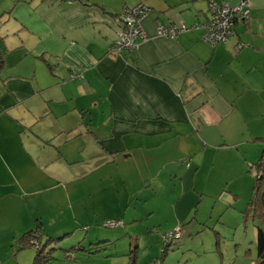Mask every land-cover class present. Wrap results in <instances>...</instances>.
I'll return each instance as SVG.
<instances>
[{"label":"crops","instance_id":"1","mask_svg":"<svg viewBox=\"0 0 264 264\" xmlns=\"http://www.w3.org/2000/svg\"><path fill=\"white\" fill-rule=\"evenodd\" d=\"M108 1L0 0V264L22 258L34 229L70 236L73 207L88 243L105 231L87 222L155 218L163 228L167 210L187 236L201 195L234 210L244 187L251 214L264 152V0H250L235 36L214 46L201 30L159 29L192 28L208 21L211 1L242 0ZM125 5L150 8L146 39L117 56L109 48ZM118 230L109 248L120 245L113 254L128 264L134 244Z\"/></svg>","mask_w":264,"mask_h":264},{"label":"rangeland","instance_id":"2","mask_svg":"<svg viewBox=\"0 0 264 264\" xmlns=\"http://www.w3.org/2000/svg\"><path fill=\"white\" fill-rule=\"evenodd\" d=\"M7 1L10 2V0ZM19 1L31 2L32 0ZM107 1L108 0H106V2ZM92 2H101V0H92ZM112 4L115 5L114 2H110L109 6L111 7ZM262 13H264V11H260V14ZM262 16L264 17V14ZM259 26H262L260 22ZM210 174L211 170L206 171L205 185L208 184ZM197 185L200 188V184L198 183ZM228 185L230 184L224 185L222 189ZM219 187L220 185L217 187V190H220ZM228 187H231V185ZM247 194L244 187V196L238 201L237 208L234 210L224 205H217L211 209L209 203L215 196L201 195L202 201L196 212L197 218L191 216V220L192 218L194 220L188 222L197 227L198 231L191 232L187 236H184L185 231L183 230L180 235L182 241L176 242L170 247L169 253L164 261H161V259H159L160 257H157L160 255L161 245L159 246L156 243H152L153 238L150 237H154L160 234V232L162 234L175 232L182 226L174 224V219L169 210L165 211L161 216L162 219L168 220L163 223V228L153 226L155 218L148 223V226H145L144 223H142V225L132 226L133 223H131V225H127L125 228H123V226L117 227L119 229L118 231L122 230L128 234L124 236L125 239L129 242L133 241L132 244H136L138 240V246L140 245V250L131 255L133 259H130L128 264L134 262V256H136V254L138 255L137 264H160L161 262L162 264H253V262L257 261V231L255 228L256 221H254L252 215L250 214L247 217L246 213H243L248 206L247 201L249 200L244 198ZM216 202H221V198ZM87 204L90 209L91 204ZM81 206L82 204H80L79 210L82 209ZM86 212L89 214L90 220L93 215H91L88 209H86ZM73 216H76V219L72 220V222H67L66 229L71 232V235L65 238L66 240L59 243L56 241L48 242V237L39 238L41 239L40 243L42 248L48 244L45 247L46 253L44 257V259L48 258L47 263L41 262L40 264H121L119 259L123 257L113 254L120 245H118V247L109 248L110 243L107 241L111 240L110 237L113 236L115 230L104 228L105 232H103L102 239H99L100 241L98 243V238L95 240L96 237L92 239V242L88 243L84 241V235L80 232V226L84 223L82 222L83 218L75 215L74 207L69 212L67 218L71 219ZM197 221L200 222L199 225L196 224ZM90 224V222H87V225L91 227L100 228L105 226L103 222L93 225ZM200 224H202V226H200ZM167 228L168 232H165ZM184 228L188 229V226L186 225ZM38 230H40V228L32 230L36 238L39 235V233L37 234ZM45 234L58 236L60 233L45 231ZM93 234L94 233H92V237L94 236ZM129 236H131V238ZM81 242L82 245L79 246ZM104 242H107L108 249L95 252L96 246H101L99 248H106L103 244L99 245ZM82 247L89 252H85ZM119 251L121 253L122 249ZM37 254V247H27V249L22 250V258L18 257L13 264H36L35 258ZM70 254L71 256L68 257Z\"/></svg>","mask_w":264,"mask_h":264},{"label":"built area","instance_id":"3","mask_svg":"<svg viewBox=\"0 0 264 264\" xmlns=\"http://www.w3.org/2000/svg\"><path fill=\"white\" fill-rule=\"evenodd\" d=\"M250 4V0H242L237 4H220L215 1L210 2V18L207 22L194 25L188 28L186 25L171 26L159 29V34L166 36H176L179 33L187 32L191 29L201 30L202 39L210 45H218L227 42L235 36V28L247 18L245 7ZM147 8L139 5L127 11L125 18L124 31L120 33V39L115 42L110 51L115 54H121L133 50L140 41L146 39V33L141 25V20L146 16ZM239 47H242L241 45ZM122 222H114L112 226L121 225ZM182 229L169 234L171 240L181 239ZM71 254L68 256L70 257Z\"/></svg>","mask_w":264,"mask_h":264},{"label":"trees","instance_id":"4","mask_svg":"<svg viewBox=\"0 0 264 264\" xmlns=\"http://www.w3.org/2000/svg\"><path fill=\"white\" fill-rule=\"evenodd\" d=\"M87 5L97 6L98 4L87 3ZM133 8H135V6L131 7L129 5H125V7L123 8L122 13H120V15H119V19H120V23H121V27L123 28V31H124V27H125V18H126V15H127V11L130 10V9H133ZM146 8H147L148 11H146L145 15H148V13H150V8H148L147 6H146ZM196 24H199V23H196ZM163 26L165 28H167V27L169 28L172 25H169V26L163 25ZM164 36H166V35H164ZM119 39H120V33H119V38L117 39V41ZM117 41H115V42H117ZM110 48H109V52L111 54H114V55H117V56H122L123 54L131 53L135 49L134 48L133 50H130L128 52H123L121 54H115V53H112L110 51ZM257 141H261L264 144V139H257ZM254 166H255L254 169H255L256 185H255V189H254V192H253V197H252V201H251V205H250L251 207L249 208L251 210V215L254 218V221H256L255 228H256V231H257V241H256L257 242V261L253 262V264H264V152H263L262 157L260 158V160ZM114 222H122V224L121 225H117V226H112L111 224H113ZM185 225H188V224H184V226ZM120 226L124 227V222L123 221L110 220V221H106L105 222V226L104 227L102 226L101 228L102 229L109 228V229L115 230L117 227H120ZM184 226H181L180 228L184 230ZM38 233H39V235H38L37 238H36V236L33 235L34 234L33 231L30 232V233L25 234L22 237V239L20 240L21 248L24 250V249H27V247H33V246L37 247L38 254H37L36 258H35L36 264H40L41 262L47 263L48 258L44 259V257H45V253H46L45 247L48 244H46L45 247L42 248L41 243H40L41 239H39V238L44 237V235H43V233L41 235V230H38L37 234ZM169 234H171V233H163V234L160 233V234H158L159 238L157 240L160 241L161 248H160V255L158 254L159 256H157V257H160L159 259H161V261L165 260V257L169 253L170 247L174 243L182 241L181 239H179V240H174V239L171 240L169 238ZM158 235H156L155 237H157ZM183 235H184V233H183ZM184 236H186V235H184ZM67 237H69V235H65L64 237L59 238V239L48 238V242L56 241V242L60 243V242H62L63 239H65ZM81 243L79 244V246H81ZM153 243H155V241H153ZM102 244H103V246H107V242L101 243L99 245H102ZM99 247H101V246H99ZM138 251H139V247H138V244L136 243V244H134V246L132 247V249L130 251L129 261H130V259H133L131 255H133L134 253H137ZM95 252H98V251L96 250ZM137 258H138V255L136 254V256H134V262L131 263V264H137ZM160 264H162V262Z\"/></svg>","mask_w":264,"mask_h":264}]
</instances>
